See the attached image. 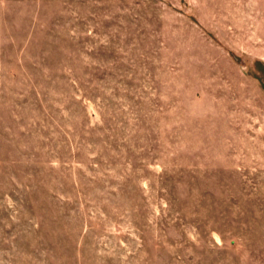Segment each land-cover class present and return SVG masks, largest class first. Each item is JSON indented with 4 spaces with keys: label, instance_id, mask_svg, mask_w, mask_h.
<instances>
[{
    "label": "rangeland",
    "instance_id": "1",
    "mask_svg": "<svg viewBox=\"0 0 264 264\" xmlns=\"http://www.w3.org/2000/svg\"><path fill=\"white\" fill-rule=\"evenodd\" d=\"M0 264H264V0H0Z\"/></svg>",
    "mask_w": 264,
    "mask_h": 264
}]
</instances>
